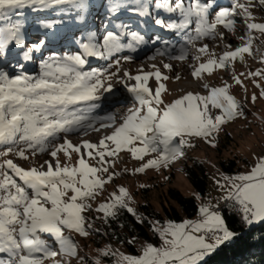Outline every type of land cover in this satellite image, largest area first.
<instances>
[{
    "label": "snow or ice",
    "instance_id": "6c2138e0",
    "mask_svg": "<svg viewBox=\"0 0 264 264\" xmlns=\"http://www.w3.org/2000/svg\"><path fill=\"white\" fill-rule=\"evenodd\" d=\"M63 5L84 12L89 0H0V60L6 59L14 48L21 50L24 60H31L32 53H40L54 42L56 33L50 31L29 45L20 18L25 10L42 12ZM256 8L264 11V0H235L231 7L219 8L214 0H111L107 6L110 16L126 11L130 16L144 21L151 19L162 30L180 35L183 40L180 54L170 57L180 61L188 59L189 46L195 47L204 40L223 43L225 32L219 29L222 27L235 37L236 25L243 23L244 35L239 37L244 41L242 45L232 49L225 43L226 50L219 56L210 51L208 43L195 48L196 61L202 55L208 59L198 67L193 66L192 72L193 78L200 79L204 73L211 75L216 69L231 68L232 78L242 87L240 77L244 73L237 75L234 64L243 63L245 54L253 55L254 41L259 39L255 33L264 35V22H257ZM161 12L165 15L161 16ZM37 23L39 29L53 30L60 21ZM102 27V35L92 30L77 40V51L51 55L42 61L38 75H11L0 69V264H45V260H51L52 264H72L73 259L77 264H87L79 252V244L65 234L90 236L92 224L86 213L102 212L107 222L116 220L124 210L137 218L138 223L145 222L131 206L134 198L123 186L98 207L93 208L90 203L119 175L110 169L115 168L120 153L127 151L139 161L152 157L136 168V173L150 168L167 170L186 156V149L197 146L194 139L217 148L222 127L245 117L243 104L231 94L232 85L227 82L219 87L205 83L206 95L187 92L167 102L164 94L168 88L163 81L169 77L159 69L136 75L125 71L121 75L117 54L126 49L135 52L138 46L149 43L157 44L160 38H148L133 30L130 23L121 22L113 28L104 23ZM260 43L264 45V40ZM91 58L113 60L117 70L107 74L94 68L86 70ZM123 59L131 61L133 57ZM164 68L171 71L172 65L164 64ZM247 76L264 78V69L249 71ZM114 77L135 101L119 121L114 114L94 115L105 98L103 93L114 91ZM153 78L155 87L149 84ZM253 82L264 97V87L258 81ZM251 100L253 103L257 100L255 93ZM214 110L219 114H214ZM101 128L113 131L98 143L85 140L74 144L68 139L69 134L87 135L89 130ZM60 153L69 159L76 153V165H62ZM42 154L51 159L30 167L6 158L14 156L29 161L30 156ZM89 160H95V165ZM222 179L223 182L216 181L225 193L221 199L229 202L241 222L247 227L264 223V156L258 157V163L248 173L224 174ZM214 209H219V204L201 205L198 220L148 221L159 244L148 243L141 255H129L106 246L100 250L101 256L112 264H206L208 257L240 235L230 228L224 214ZM42 235L49 236L52 245ZM135 242V237L128 241ZM92 264H102L101 258H95Z\"/></svg>",
    "mask_w": 264,
    "mask_h": 264
},
{
    "label": "rangeland",
    "instance_id": "374dc122",
    "mask_svg": "<svg viewBox=\"0 0 264 264\" xmlns=\"http://www.w3.org/2000/svg\"><path fill=\"white\" fill-rule=\"evenodd\" d=\"M102 1L103 0H100V2ZM91 2L93 4H97L98 0H92ZM110 2L111 0L109 2L106 0L103 6L107 8ZM240 2H244V0H240ZM96 9L100 11V9ZM55 12L58 14H55ZM74 12L78 13L80 16H72ZM86 12L87 10L84 12H80L73 8L71 5H63L59 6L56 9L42 11L41 13L47 15H52L51 13H53L54 16L59 17V19H51L48 21H62L56 25L55 30H58L59 28L66 30L74 26L75 21L83 23L85 21L84 17L91 18L92 20L94 16V14L92 13L93 10L87 15ZM34 13L37 12L25 10V15L20 18L25 24V27L29 24L32 25L31 20L33 17L31 16H33ZM102 13L103 10H101V12H98L97 16ZM254 13L258 17L257 22H264V11L256 8L254 9ZM61 16L65 17L60 18ZM13 19L16 18L14 17ZM96 24L97 20H95L94 25ZM34 25L35 27H37L36 24ZM236 28L237 32L235 37L227 33V31L222 27L219 29L220 31L225 32L226 39L223 43L218 40L198 41L195 47H190L189 57L183 62L169 61L164 59L162 62L158 60V57L153 59L148 56L146 57V61L139 65L137 63H132V61L124 60L123 58L120 59V65L125 69L123 70L122 74L124 73V71H127L128 67H130V69L132 70H137L134 75L141 73V71L149 72L159 69L161 73L168 76L169 79L167 81H163V83H165L168 88V92L164 94V99L167 102H171L175 98H179L187 92L206 95L207 91L203 87L205 83L209 84L212 87H219L223 86L224 83L227 82L232 85L230 89L231 94L235 95L236 98L243 104L246 118H237L236 120L229 122L222 127V130L219 133V144L217 148L210 147L203 140L194 139L193 143H195L197 146L194 148L186 149V156L177 161L175 164L171 165L167 170L161 168L159 171H157L150 168L147 169L144 173H136L134 170L142 166L144 162L152 157L146 156L145 161H139L134 159L127 151L120 153L119 157L116 158L115 168L110 169V171H115L119 173V175H117L111 183L105 185V188L101 191L100 195L97 196L95 201H90L93 208L98 207L100 203L108 201L110 199V194L114 191L118 192V188L120 186H123L128 189L130 194L133 196L134 203H132L131 206L137 210V212L139 213V218H143L140 204L149 202L156 211L163 214V219L155 217H148V219L152 222H155L157 220L161 222L168 221L171 219L167 216L165 205L170 206V204H176L175 200L170 195L171 188L179 189L186 196H194L196 198V196L199 195L200 199H196L199 207L205 204H220L221 202H223L221 197L225 193L218 188L216 181L221 180V182H223L222 177L224 174L233 176L239 173H248L251 168L254 167L256 163H258V157L264 156V97L260 96V88L256 87L255 83L253 82L254 80L258 81L261 87H264V78L247 76V73L249 71L264 69V45H261L260 43V41L264 40V35L255 33V35L258 36L259 39L254 41L253 55L245 54V60L243 63L237 61L234 64L235 73L237 75L244 73V75L240 77L243 81V87L235 83L234 79L232 78L231 68L216 69L211 75L204 73L202 75V78L200 79L193 78L192 76V72L194 70L193 66L198 67L200 62H206V60L208 59L207 55H202L201 60L196 61L194 59L196 55L195 48L202 46L203 43H208L210 51H213L216 56L221 55L223 51L226 50L224 48L225 43L230 44L232 46V49H234L235 47L240 46L244 43V41L240 40L239 37L244 35L245 25L238 22ZM77 32L79 31H75V33ZM86 34V32L82 33L80 35V38L82 39ZM35 40L36 37L31 36V39H29V43L31 44L32 42H35ZM257 47H259V51H257ZM156 51L157 50H155L154 52H150L147 55L156 53ZM124 63L127 64L125 65ZM164 64H171L172 70L169 71L168 69L164 68ZM153 65L156 66L155 69L153 68ZM107 67H111V65L106 66V68ZM138 67L140 68L138 69ZM176 76H179L180 79L177 80ZM113 81L115 84H120L117 82V78L115 77ZM150 82H152V84L149 83L150 86L155 87L154 78L153 80H150ZM253 93H255L257 96V100L254 103L251 100ZM131 103H125V107L131 105ZM127 108H124V106L119 107L118 111L120 112H118V121L119 117L126 112ZM214 114L219 113L217 110H214ZM112 131L113 129L110 128L109 130H105V133H98L93 131L97 133L96 135L92 132L90 133V135L87 134L84 136L68 135V139L72 140L74 144L82 143L85 140L91 141L93 143H98L105 135L110 134ZM59 142L63 141L61 140ZM6 158H12L15 160V162L22 164L25 167L38 166L45 160L51 159V157L47 154L30 156L29 161H22L14 156H9ZM192 158L200 160L207 170L208 189L205 194L198 193L187 176V165H191L193 160ZM59 159L62 165L67 164L69 166H73L77 163L78 155L76 153H72L71 159H69L63 153H60ZM228 159L235 160L236 164L234 172H229L223 169V167L219 164L220 161ZM89 163L95 165L96 161L89 160ZM125 168L128 169L127 172L123 171ZM165 177H168V179H165ZM142 185L146 187H142ZM174 206L179 208V205ZM86 215L88 216V219L92 224V231L90 236L81 237L74 232H66L65 234L71 235L79 244V252L85 257L87 264H92V261L98 257L101 258L102 264H112L111 260L105 259L101 256L100 250L106 248V246H110L113 250H118L119 252L138 256L142 254L143 247L148 243L159 244L158 237L156 239L148 240L139 236H133L136 238L134 246L137 250V252L134 253L126 246L125 243L115 242L95 231L98 226L97 221L102 220L104 216L102 212L91 211L86 213ZM199 218V213L195 217H189L183 214V218L181 220L172 221L182 222L185 219L198 220ZM258 224L260 223H257L255 225ZM151 234L157 236V234L152 229ZM133 237H130V239H132ZM41 238L47 241L49 245H52V239L49 236L42 235ZM56 259H60V256H57ZM45 264H52V261L45 260ZM72 264H77L76 260L73 259Z\"/></svg>",
    "mask_w": 264,
    "mask_h": 264
},
{
    "label": "trees",
    "instance_id": "16d2710c",
    "mask_svg": "<svg viewBox=\"0 0 264 264\" xmlns=\"http://www.w3.org/2000/svg\"><path fill=\"white\" fill-rule=\"evenodd\" d=\"M219 164L229 172L235 171L236 163L233 159L220 161ZM187 176L198 193L205 194L207 192L208 174L200 160L193 159L191 165H187ZM170 195L176 202L170 206L165 205L167 216L171 220H181L183 214L195 217L199 213V205L194 196H186L177 188H171ZM174 205H179V208ZM140 208L145 219L144 223H138L137 218L121 210L116 220L106 222L102 218V220L97 221L99 233L115 242L125 243L132 252L136 253L134 244L128 243L130 237L139 236L148 240L156 239L157 236L151 234L152 228L148 223L150 221L148 217L163 219V214L156 211L149 202L140 204ZM221 212L230 228L240 235L236 240L221 246L213 255L208 257L206 264H264V223L242 227L230 206L223 208Z\"/></svg>",
    "mask_w": 264,
    "mask_h": 264
},
{
    "label": "bare ground",
    "instance_id": "6f19581e",
    "mask_svg": "<svg viewBox=\"0 0 264 264\" xmlns=\"http://www.w3.org/2000/svg\"><path fill=\"white\" fill-rule=\"evenodd\" d=\"M91 1L92 0H89V4L92 3ZM104 1L105 0H103L102 2H100V0H98V3L97 4H91V6H92V8H94V10L97 13L98 12H101V8L99 7V4L100 3L103 4ZM107 1L109 2L110 0H107ZM96 8L100 9V11H98ZM86 13L89 14V10L88 9H87V12ZM64 17L65 16H61L60 18H64ZM129 17H130L129 15H122L121 16V19H123L126 22ZM84 18H85V21L83 23H79V22L75 21L74 26L71 27L72 29L71 28H68L66 30L60 29V28L58 30L57 29L56 30L55 29H53V30H43L42 29L43 30V34L45 35L46 32H50V31H54L57 34H60V32H62V31H66L68 34H74L75 31H81L84 28V26L86 25V23L90 22L89 18H87V17H84ZM48 19L50 20L51 18L48 17ZM148 20H150V19H148ZM60 22H62V21H60ZM149 24H152V22L150 21ZM160 46H161L160 43L154 44L153 46H152V43L149 44V47H147L146 50H144V51H142V52H140L138 54H135V56L136 55H139V54H142V55L136 56V58L132 61V63H136V62L142 60L143 59L142 57H145V55L148 54V53H150V52H154V50L156 48H158V47H159V50L162 49V47H160ZM73 48H74V46L71 47V49H73ZM161 52L164 53V51H160V52H158V54H160ZM151 55H153L154 57L156 56L154 53L151 54ZM124 64L126 65L127 63H124ZM139 68L140 67H138V69ZM123 69L124 68L121 65H119V72H120L121 75H122ZM116 70H117V66L114 69L108 71L107 73H111V72L116 71ZM127 71L130 72V73H132V74H135V72L137 70H135V69L132 70V69H130V67H128ZM138 71H141V70H138ZM36 72H40V68H37L36 69ZM107 94H109V95H107ZM107 94L105 93L104 94V97L105 98L102 99V101L106 102V106H105L107 108L106 112L107 113L110 112V114L112 113V114L116 115L117 116V119H118V116H119V113L118 112H120V111H118L119 107L124 106V108H127V107L129 108V107L133 106V104L135 103L132 94L129 93L126 90V88L124 86H122V85L121 86L114 85V91L112 93H107ZM125 103L126 104L131 103V105H128L127 107H125V105H126ZM109 129L110 128H107V129H104V130H99L100 132L99 131H95V132L102 133L105 130H109ZM95 132H92V133H94L96 135L97 133H95ZM90 133H91V130H89L87 132V134H89V135H90ZM72 135H74V136L75 135L84 136V134L82 132L70 134L69 136H72ZM42 155H44V154H42ZM241 224H242V222H241ZM242 227H246V226L242 224Z\"/></svg>",
    "mask_w": 264,
    "mask_h": 264
},
{
    "label": "built area",
    "instance_id": "2783aa9c",
    "mask_svg": "<svg viewBox=\"0 0 264 264\" xmlns=\"http://www.w3.org/2000/svg\"><path fill=\"white\" fill-rule=\"evenodd\" d=\"M231 207V205L229 204V202H225V201H223V202H221L220 204H219V209H214V210H219V211H221V210H223V208H225V207ZM235 214V213H234ZM236 215V217L238 218V220L240 221V223H241V220L239 219V217H238V215L237 214H235ZM241 226H242V224H241Z\"/></svg>",
    "mask_w": 264,
    "mask_h": 264
}]
</instances>
